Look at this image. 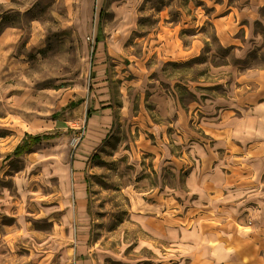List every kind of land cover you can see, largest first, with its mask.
Masks as SVG:
<instances>
[{
    "label": "rangeland",
    "instance_id": "374dc122",
    "mask_svg": "<svg viewBox=\"0 0 264 264\" xmlns=\"http://www.w3.org/2000/svg\"><path fill=\"white\" fill-rule=\"evenodd\" d=\"M260 14L257 0H0V264L213 263L216 225L186 184L206 161L191 141L209 148L192 122L264 69Z\"/></svg>",
    "mask_w": 264,
    "mask_h": 264
},
{
    "label": "crops",
    "instance_id": "0c3cea01",
    "mask_svg": "<svg viewBox=\"0 0 264 264\" xmlns=\"http://www.w3.org/2000/svg\"><path fill=\"white\" fill-rule=\"evenodd\" d=\"M262 5L264 0H257V7ZM259 20L264 23V15ZM235 89L223 106L217 97L197 110L192 124L207 136L209 148L191 141L206 161L197 159L201 166L188 172L186 184L198 195L205 216L199 223L216 225L213 232H202L211 245V264H264V69H247ZM171 110L165 102V114Z\"/></svg>",
    "mask_w": 264,
    "mask_h": 264
},
{
    "label": "trees",
    "instance_id": "16d2710c",
    "mask_svg": "<svg viewBox=\"0 0 264 264\" xmlns=\"http://www.w3.org/2000/svg\"><path fill=\"white\" fill-rule=\"evenodd\" d=\"M88 113H89V112H88ZM27 138L31 140V138H30L29 136H27ZM28 150H29V148H28V146H26V142H23V143L17 145V146L14 148V150H13V154H14V155H18V154H20V153H22V152H23V153L30 152V151H28Z\"/></svg>",
    "mask_w": 264,
    "mask_h": 264
}]
</instances>
